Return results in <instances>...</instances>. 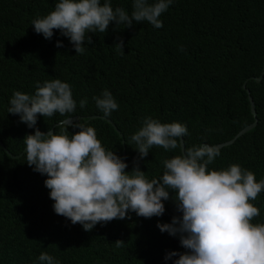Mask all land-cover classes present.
I'll list each match as a JSON object with an SVG mask.
<instances>
[{"label": "trees", "instance_id": "16d2710c", "mask_svg": "<svg viewBox=\"0 0 264 264\" xmlns=\"http://www.w3.org/2000/svg\"><path fill=\"white\" fill-rule=\"evenodd\" d=\"M56 0H0V264H40L47 252L59 264H172L170 251H187L179 240L161 232L157 223L180 216L171 197L162 216L145 218L131 212L124 219L97 223L85 231L53 210L54 201L44 181L25 161L23 138L29 127L19 115L8 113L16 90L34 94L35 82H67L76 101L73 114L52 117L38 114L35 128L59 132L58 120L84 119L95 128L107 149L132 161L139 152L129 138L152 116L161 122L187 126V147L233 140L258 123L209 165L227 168L237 163L264 179V0H173L160 19L162 28L148 22L131 27L110 23L105 33L89 32L83 54L69 39L53 32L51 39L34 31L31 21L54 9ZM112 6L131 13L132 0H112ZM63 46L57 47V41ZM123 40V51L115 45ZM247 82L246 88L244 84ZM108 89L119 105L105 117L93 100ZM86 99L81 109L79 102ZM73 123V122H71ZM68 124V131H78ZM123 134L118 132V130ZM34 128L29 132L32 133ZM128 141V142H127ZM10 152V154H9ZM179 149L166 152L153 146L140 161L151 179L163 173L162 161ZM19 156V157H17ZM134 159V160H133ZM252 203L264 224V191ZM117 241H122L117 244ZM178 257H173V259Z\"/></svg>", "mask_w": 264, "mask_h": 264}, {"label": "clouds", "instance_id": "9594fccd", "mask_svg": "<svg viewBox=\"0 0 264 264\" xmlns=\"http://www.w3.org/2000/svg\"><path fill=\"white\" fill-rule=\"evenodd\" d=\"M173 0H132V11L112 6V0H56L54 9L31 21L34 31L51 39L54 29L67 37L76 53L83 54L84 42H91L89 32L105 33L110 23L131 27L134 22H148L159 29L160 19ZM57 47H62L57 41ZM123 51L124 42L115 44ZM97 109L110 117L119 105L108 89L94 96ZM86 99H81L83 109ZM76 101L71 87L60 79L35 82L34 94L16 90L9 99L7 112L19 115L29 128L37 124L38 114L52 117L73 114ZM59 132L39 128L23 138V155L34 171L46 175L44 184L56 214L80 223L91 231L97 223L124 219L129 213L151 218L162 216L165 201L176 202L180 216L170 223H157L161 232L179 235L187 251L168 252L165 261L172 264H264V224L252 223L260 210L252 201L264 191V179L257 181L252 171L237 163L227 168H210L221 155L219 145L184 144L187 126L180 122H161L152 116L142 118L141 126L129 140L139 150L131 171L115 151L107 149L97 138L94 127L81 119L71 123L57 121ZM128 142V141H127ZM153 146L166 152L179 149L162 161L163 173L151 179L140 168ZM122 241H117L119 243ZM173 257H178L173 259ZM40 264H59L42 252Z\"/></svg>", "mask_w": 264, "mask_h": 264}, {"label": "water", "instance_id": "95a60500", "mask_svg": "<svg viewBox=\"0 0 264 264\" xmlns=\"http://www.w3.org/2000/svg\"><path fill=\"white\" fill-rule=\"evenodd\" d=\"M264 78V67H263V72H262V74H261V76L259 77V78H256V80L258 81V82H260V81H262V79ZM246 85H247V82L244 84V88H246ZM248 93H249V96H250V101H251V103H252V112H253V114H254V116H255V121H254V123L253 124H251V125H249V126H247L245 129H243L233 140H231V141H228V142H226V143H223V144H219V146H220V148H223V147H225V146H228V145H231V144H233L239 137H241L243 134H245L246 132H248V131H250L251 129H253L256 125H257V123H258V118H257V112H256V109H255V104H254V101H253V99H252V96L250 95V91L248 90ZM76 121V118H70V119H67L66 120V122L68 123V124H70L71 122H75ZM34 128H35V126H34ZM32 128H29L28 129V134H29V132H30V130H31ZM118 130V129H117ZM53 132V131H52ZM118 132L121 134V136H123V134L118 130ZM27 134V135H28ZM182 139H184V138H182ZM0 144L5 148V146H4V144L0 141ZM184 144H185V142H184ZM9 154H10V152H9ZM139 156V152L136 154V156L134 157V159H136L137 157ZM17 157H19V156H17ZM133 159V160H134ZM132 163H133V161H132Z\"/></svg>", "mask_w": 264, "mask_h": 264}]
</instances>
